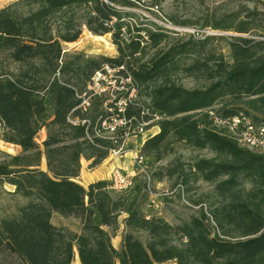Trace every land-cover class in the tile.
Instances as JSON below:
<instances>
[{"label":"trees","instance_id":"1","mask_svg":"<svg viewBox=\"0 0 264 264\" xmlns=\"http://www.w3.org/2000/svg\"><path fill=\"white\" fill-rule=\"evenodd\" d=\"M131 2L10 0L0 8V140L19 147L14 155L0 151V183L22 199L0 215V264L75 257L79 264H264V152L238 142L246 122L264 126V0L213 19L210 27L227 35L171 41L155 23H133L135 13L117 8ZM83 27L109 33L116 55L64 51ZM104 66L116 70L115 83L92 93ZM184 78L194 85L183 86ZM131 89L123 115L156 127L138 150L149 189L139 174L128 190L111 188L109 179L84 187L75 180L81 160L94 167L123 141L122 129L108 134L101 122ZM177 143L212 156L177 159L153 174L149 160H163ZM163 176L180 180L176 192L191 180L208 183V203L194 202V213L176 223L151 212L152 182ZM53 213L76 218L80 230L54 225ZM121 225L116 249L111 239Z\"/></svg>","mask_w":264,"mask_h":264},{"label":"rangeland","instance_id":"2","mask_svg":"<svg viewBox=\"0 0 264 264\" xmlns=\"http://www.w3.org/2000/svg\"><path fill=\"white\" fill-rule=\"evenodd\" d=\"M6 5L10 0H4ZM132 4L117 5V8L125 11L135 13L136 17L128 18L131 22L144 21L146 23H155L167 33L169 40L177 38H188L192 36L194 39H201L203 35H227L228 32L215 30L210 27L213 19L218 18L220 15L228 13L238 7L245 5L249 0H131ZM5 6V5H4ZM134 23V22H133ZM150 25V24H148ZM217 45L228 55V48L224 42ZM64 51H82L85 55L95 57L99 55L114 56L116 50L111 42L110 34L93 35L85 27L82 28L81 34L74 42L63 43ZM180 82L185 87H192L193 81L190 79H181ZM144 99V96L141 97ZM156 127L153 122L149 123L148 131L141 138L145 139ZM45 130L39 131L36 137L37 143H41L44 139ZM140 139L138 137H129L125 142V148L131 153L129 156H123L119 159L128 161L132 160L133 154L138 149ZM0 151L3 153L14 155L19 151V147L0 140ZM132 156V157H131ZM212 153L207 150L191 151L181 143L174 145L173 153L165 157L163 160L150 162L149 167L154 174L160 168L165 166L174 165L178 159L180 162L189 163L195 157H211ZM84 163V162H83ZM113 164L105 165V168L100 169L99 175H108L110 168ZM114 165L122 168L124 171L133 174L132 169H124V165L117 159ZM114 166V167H115ZM40 167L45 168L44 160H42ZM85 172L88 171V165L83 164ZM180 182L176 176L168 177L163 176L160 180L154 179L152 182L154 193L158 196L154 200L151 212L163 216L170 223H176L180 220L187 219L189 215L194 213L196 206H192L194 202L208 203V196L212 190V186L201 180L193 182L190 181L188 190H184L183 196L185 203L180 195L174 189L175 184ZM187 187V186H185ZM13 188L7 183H0V215L11 212L17 205L21 204L22 199L19 195L12 193ZM167 193L162 195V193ZM59 219L63 225H69L71 228L77 227V222L71 217H63L58 213L54 214L53 220ZM139 237L144 240V235L140 234ZM75 258L71 264H79ZM164 264H172L170 262Z\"/></svg>","mask_w":264,"mask_h":264},{"label":"built area","instance_id":"3","mask_svg":"<svg viewBox=\"0 0 264 264\" xmlns=\"http://www.w3.org/2000/svg\"><path fill=\"white\" fill-rule=\"evenodd\" d=\"M115 69H111L108 66H104L102 70L97 71L91 80V83L88 86V89L92 93H105L108 90V86H113L115 81L114 78L117 77L114 75ZM135 96V90L131 89L128 96L125 98H121L117 101V109L107 108L109 114L102 119L101 127L106 131V133L111 134L118 129H122L123 131V141L122 143L109 151L108 157L116 158L122 157L127 149L125 148V141L129 137H142L148 131L147 125L150 121L137 120L129 117H125L123 115L124 106L128 98ZM113 97V96H112ZM87 97H84L81 105L86 106ZM239 122V118L235 117L232 119V123L230 124V129H234L236 124ZM238 142L241 146L246 147L248 149L256 150L259 152H264V126L253 127L250 123H245V128L238 134ZM132 166H133V174L124 171L120 167H113L110 171L109 180L111 182V188L115 190H128L134 185V178L136 175H141L145 177L148 183L149 189V181H150V172L147 166V162L145 157L140 155L138 151H135L132 157ZM178 191L180 192L182 200L188 204L186 199L183 196V189L181 185H178ZM151 194V203L154 204V199L158 196L157 193ZM167 193H162V195H166Z\"/></svg>","mask_w":264,"mask_h":264},{"label":"crops","instance_id":"4","mask_svg":"<svg viewBox=\"0 0 264 264\" xmlns=\"http://www.w3.org/2000/svg\"><path fill=\"white\" fill-rule=\"evenodd\" d=\"M4 5H6V3H5V1L4 0H0V8L1 7H3ZM156 131V130H155ZM155 131H153V132H155ZM152 132V133H153ZM44 137H45V133H44ZM140 139V142H139V144H138V149H136V151H138L139 150V147L141 146V144H142V142H143V140L144 139H142L141 140V138H139ZM126 142V141H125ZM15 146V145H14ZM17 147V146H16ZM131 152V151H130ZM130 152H125L124 153V155L123 156H126L127 154L130 156L131 155V153ZM122 156V157H123ZM132 157V156H131ZM119 158H121V157H116V158H110V157H107L106 159H104L100 164H98V165H96V166H94V167H89L88 166V171H90V172H85L84 171V168H83V164L85 163L86 165H88L89 164V161H87V160H85V159H82L81 160V170H80V173H79V175L76 177V181L78 182V183H80L81 185H83L84 187H86L89 183H91V182H93V181H95V180H99V179H109V177H110V171H109V173H108V175H99V172L98 171H100V169H103V168H105V165H107V164H109V163H111V164H113L112 166H111V168H110V170L115 166L114 165V162H116L117 161V159L119 160V162L120 163H122L123 165H124V169H132V160L131 161H128V159H124V160H121V159H119ZM84 162V163H83ZM12 186V185H11ZM12 188L14 189V187L12 186ZM54 214L55 213H53L52 214V216H51V222L54 224V225H56V226H67V227H69L70 229H72L73 231H75V232H78L79 230H80V223H79V221L76 219V218H72L71 217V219H73V220H75V222H77V227H75V228H71L69 225H63V224H61V222H59L58 220L59 219H55V221L53 220V218H54ZM122 230H123V226L121 225L120 226V228H119V230L117 231V233L112 237V239H111V242H112V244H113V246L116 248V249H118L119 248V246H120V241H121V232H122ZM75 259L76 260H78L77 259V257H75ZM78 262V261H77ZM79 263V262H78Z\"/></svg>","mask_w":264,"mask_h":264}]
</instances>
